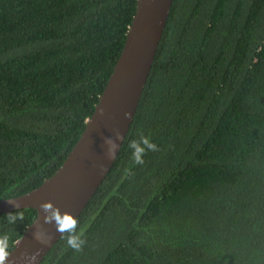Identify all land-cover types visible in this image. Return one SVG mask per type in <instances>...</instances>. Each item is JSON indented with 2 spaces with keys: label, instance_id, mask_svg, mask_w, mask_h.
Listing matches in <instances>:
<instances>
[{
  "label": "trees",
  "instance_id": "obj_1",
  "mask_svg": "<svg viewBox=\"0 0 264 264\" xmlns=\"http://www.w3.org/2000/svg\"><path fill=\"white\" fill-rule=\"evenodd\" d=\"M136 8L0 0V199L62 166ZM36 216L0 214L4 257ZM41 264H264V0L173 1L110 172Z\"/></svg>",
  "mask_w": 264,
  "mask_h": 264
},
{
  "label": "water",
  "instance_id": "obj_2",
  "mask_svg": "<svg viewBox=\"0 0 264 264\" xmlns=\"http://www.w3.org/2000/svg\"><path fill=\"white\" fill-rule=\"evenodd\" d=\"M123 51L92 116L62 166L39 187L0 199V214L34 209L36 219L2 264H41L110 172L130 130L174 0H136Z\"/></svg>",
  "mask_w": 264,
  "mask_h": 264
},
{
  "label": "clouds",
  "instance_id": "obj_3",
  "mask_svg": "<svg viewBox=\"0 0 264 264\" xmlns=\"http://www.w3.org/2000/svg\"><path fill=\"white\" fill-rule=\"evenodd\" d=\"M142 143L149 149L152 151H158L157 146L152 143L150 141V138L148 137H142L141 138ZM130 147H132L134 149L133 152V159L135 161L136 164H143L144 160H143V156L145 153V148L140 146V143H138L137 141H132L130 144ZM75 223L76 221L70 217H66L63 219V223L61 224L60 228L61 230H66L68 228H73L75 227ZM69 244L72 245L73 247H79V245L76 244L75 239H69ZM0 264H2V262H0Z\"/></svg>",
  "mask_w": 264,
  "mask_h": 264
},
{
  "label": "snow or ice",
  "instance_id": "obj_4",
  "mask_svg": "<svg viewBox=\"0 0 264 264\" xmlns=\"http://www.w3.org/2000/svg\"><path fill=\"white\" fill-rule=\"evenodd\" d=\"M3 258H4V252H3L2 248H0V262L3 261Z\"/></svg>",
  "mask_w": 264,
  "mask_h": 264
}]
</instances>
